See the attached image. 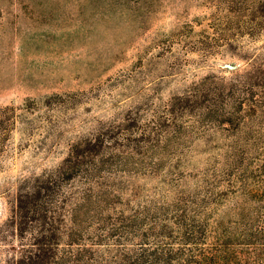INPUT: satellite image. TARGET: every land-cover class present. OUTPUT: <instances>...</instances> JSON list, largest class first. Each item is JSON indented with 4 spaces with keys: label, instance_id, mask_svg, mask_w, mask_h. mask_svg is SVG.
<instances>
[{
    "label": "rangeland",
    "instance_id": "obj_1",
    "mask_svg": "<svg viewBox=\"0 0 264 264\" xmlns=\"http://www.w3.org/2000/svg\"><path fill=\"white\" fill-rule=\"evenodd\" d=\"M251 234L264 0H0V264H227Z\"/></svg>",
    "mask_w": 264,
    "mask_h": 264
},
{
    "label": "trees",
    "instance_id": "obj_2",
    "mask_svg": "<svg viewBox=\"0 0 264 264\" xmlns=\"http://www.w3.org/2000/svg\"><path fill=\"white\" fill-rule=\"evenodd\" d=\"M81 145H79L80 148ZM82 156L79 155L78 149L75 150V153L71 155L69 160L66 161L65 166H63V170H65V174L71 175L73 172H75L79 166V164L83 163L81 161ZM34 205V204H33ZM22 206L19 207L17 211V215L22 220ZM32 244H29L32 248L38 249L39 247H52L55 244L54 241H48L46 237H43L42 239L31 237ZM24 246V245H23ZM242 252H237L236 249L229 250L227 249V264H264V239H261V237H256L254 234L247 237V240H245V243L243 245ZM190 253L189 257L191 258ZM214 261L216 260H226V258L222 257V255H215L213 256ZM206 260H209L206 258ZM211 260V259H210ZM184 263L186 264V260H184ZM189 263V262H188Z\"/></svg>",
    "mask_w": 264,
    "mask_h": 264
}]
</instances>
